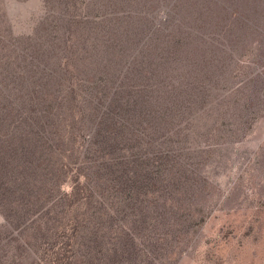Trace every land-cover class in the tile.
Here are the masks:
<instances>
[{"label": "trees", "instance_id": "trees-1", "mask_svg": "<svg viewBox=\"0 0 264 264\" xmlns=\"http://www.w3.org/2000/svg\"><path fill=\"white\" fill-rule=\"evenodd\" d=\"M42 1L0 26V264H175L264 107V0Z\"/></svg>", "mask_w": 264, "mask_h": 264}, {"label": "rangeland", "instance_id": "rangeland-1", "mask_svg": "<svg viewBox=\"0 0 264 264\" xmlns=\"http://www.w3.org/2000/svg\"><path fill=\"white\" fill-rule=\"evenodd\" d=\"M43 4L0 0V26L9 24L14 34L32 32L47 9ZM234 147L231 155L221 152L210 173L209 213L175 264H264V107ZM80 181L68 171L61 188L68 191Z\"/></svg>", "mask_w": 264, "mask_h": 264}]
</instances>
